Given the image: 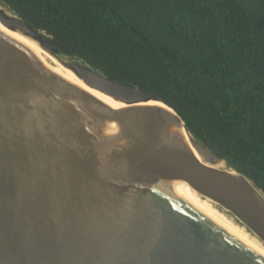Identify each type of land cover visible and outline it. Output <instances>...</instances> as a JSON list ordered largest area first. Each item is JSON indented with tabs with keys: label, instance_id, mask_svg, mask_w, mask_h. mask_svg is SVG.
<instances>
[{
	"label": "water",
	"instance_id": "obj_1",
	"mask_svg": "<svg viewBox=\"0 0 264 264\" xmlns=\"http://www.w3.org/2000/svg\"><path fill=\"white\" fill-rule=\"evenodd\" d=\"M86 65L90 84L135 99ZM150 94L165 106L144 118L66 85L0 27V264H264L215 206L264 244L263 189Z\"/></svg>",
	"mask_w": 264,
	"mask_h": 264
},
{
	"label": "trees",
	"instance_id": "obj_2",
	"mask_svg": "<svg viewBox=\"0 0 264 264\" xmlns=\"http://www.w3.org/2000/svg\"><path fill=\"white\" fill-rule=\"evenodd\" d=\"M52 46L171 104L264 191V0H0Z\"/></svg>",
	"mask_w": 264,
	"mask_h": 264
},
{
	"label": "bare ground",
	"instance_id": "obj_3",
	"mask_svg": "<svg viewBox=\"0 0 264 264\" xmlns=\"http://www.w3.org/2000/svg\"><path fill=\"white\" fill-rule=\"evenodd\" d=\"M2 8L4 9V12L8 13V10L6 9V7H2ZM0 27L3 30H5L8 34H10L11 36L18 39V41L21 42L29 51L33 52L44 63V65L47 67L52 77H54L56 80L66 85L74 87L87 94L99 97L107 102L120 106L124 108L125 110L132 112L134 114H137L139 116H142L144 118H152L153 116H155L159 111V103L162 104V106H165L163 105V103H161V101L157 97H155L154 95L148 92L141 91L138 88H136L133 91V94L135 96L134 100H125L120 96V94L93 86L86 80L84 75L81 72H79L77 68L75 67V66L83 67L84 65L83 63L76 62V60L74 61V60L68 59V56L66 57V55L62 56V55L56 54L52 50L48 49L37 35L26 30L20 23L2 14L0 15ZM38 31H41V30H38ZM87 68L91 69L93 72L101 76H104L94 67L87 66ZM114 134H116V132H114ZM186 135L192 140V142H194L197 148H200L202 151H204L205 148H202L199 143H197L193 138H191V136L189 135L187 131H186ZM134 145H136L141 150H143L145 153H147L155 161L162 164L155 157H153L149 152L144 150L140 145L138 144H134ZM218 163L219 164L224 163L221 157L218 159ZM221 213L223 214V216L225 217L229 225L235 231H237L240 235H242L249 241L256 244L258 247H260L264 251V245L260 242V240H258L253 235L249 236L242 227L234 225L231 222L230 218L226 217V215L222 211Z\"/></svg>",
	"mask_w": 264,
	"mask_h": 264
},
{
	"label": "rangeland",
	"instance_id": "obj_4",
	"mask_svg": "<svg viewBox=\"0 0 264 264\" xmlns=\"http://www.w3.org/2000/svg\"><path fill=\"white\" fill-rule=\"evenodd\" d=\"M0 7H1V10H2V15H5L6 17H9L10 19H12V20H15L16 22H18V23H21L20 21H21V17L18 15V14H16L14 11H12L11 9H9L5 4H3L2 2H0ZM2 7H6V9L8 10V13H6V12H4V9L2 8ZM41 30V29H40ZM42 31V32H41ZM41 31H38L39 33H40V35L43 37V38H45V37H48L49 38V35L47 34V33H45L43 30H41ZM40 39H41V41H43V43H44V40L40 37ZM56 54H58V55H62V56H65L66 55V57L68 56V59H71V60H76V62H79V63H85V61H83L81 58H77V57H75L74 55H71V54H68V53H65V52H63V51H61L60 49H57V51L55 52ZM214 204V203H213ZM215 205V204H214ZM217 206V205H216ZM217 208L220 210V211H222L225 215H226V217H228V218H230V220H231V222L234 224V225H237V226H240V227H242L246 232H247V234L249 235V236H251V235H253V236H255L252 232H250L249 230H248V228H246L245 226H243L242 224H240L239 222H237L235 219H234V217L230 214V213H228L227 211H225L224 209H222L221 207H219V206H217ZM256 237V236H255ZM258 239V238H257ZM259 240V239H258ZM261 242V241H260ZM262 243V242H261ZM263 244V243H262ZM264 245V244H263Z\"/></svg>",
	"mask_w": 264,
	"mask_h": 264
}]
</instances>
